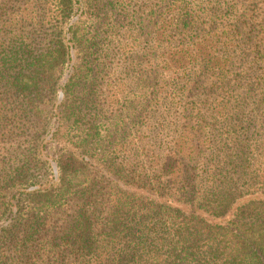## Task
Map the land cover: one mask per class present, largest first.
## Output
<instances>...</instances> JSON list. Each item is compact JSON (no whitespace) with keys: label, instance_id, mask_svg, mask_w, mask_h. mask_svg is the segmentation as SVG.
I'll return each instance as SVG.
<instances>
[{"label":"trees","instance_id":"16d2710c","mask_svg":"<svg viewBox=\"0 0 264 264\" xmlns=\"http://www.w3.org/2000/svg\"><path fill=\"white\" fill-rule=\"evenodd\" d=\"M198 1L0 0V264H264V199L209 219L264 194V0ZM83 2L109 29L110 10L165 3L142 60L134 40L97 44L100 63L116 50L156 74L153 138L86 147L97 90L82 71L60 80L71 42L86 46L69 23Z\"/></svg>","mask_w":264,"mask_h":264},{"label":"rangeland","instance_id":"374dc122","mask_svg":"<svg viewBox=\"0 0 264 264\" xmlns=\"http://www.w3.org/2000/svg\"><path fill=\"white\" fill-rule=\"evenodd\" d=\"M134 1H138V4H142L141 0ZM202 2L196 0L195 4H197V7H205V2ZM164 4L165 3L159 7L156 6L153 8L154 12L152 15H148L146 13V8L143 6L144 13L139 12L134 18L130 17V11H128L127 15V13L124 12L123 14L120 10H110L109 13H113L112 17L114 21V26L110 29L106 26L107 15L105 12L101 11L100 14H97V7H95L96 9L93 11L92 7L88 6V2L80 4L82 9H80L78 13L82 12L81 14H73L72 18H70L69 23H74L78 20V24L76 25L82 32V39L84 40L83 45L86 46L81 48L77 46L75 42H71V49L69 50L70 60L62 72L60 80L65 79L66 76L72 75L73 72L77 73L82 71L83 74L80 73L82 75L80 84H94L93 86L97 90L96 108L99 112V116L96 118L94 125L97 134H95L93 140L86 142V147L95 148L99 151L109 147L107 142L109 139L112 140V145L113 142L117 143L118 141L119 143L124 141V144L130 145L131 142L136 140L138 135L140 137L149 135V137L153 138L152 134L149 132L151 126L147 127L148 115L155 119L157 110L162 108L161 103L157 106L158 99L156 97L153 100H151L150 97V92H153V87L156 83V74L146 71L143 66L136 63L142 60V57L137 58L136 54L142 53L145 48L148 41L147 35L149 34V30ZM199 12L198 10V14ZM194 15H197V13H194ZM194 19L198 22L202 17L201 15H197ZM111 35H113L115 41L120 38L128 39L129 41L134 40L135 49L137 51L134 54L135 57L134 55L131 57L126 55V57H124L116 52V50H113L110 59H106V61L104 60L103 63H100L97 58V44H100L105 36L108 38ZM128 40L126 41L128 42ZM85 42L88 43L85 44ZM90 45H94V48H91ZM131 58L135 59L136 62H133ZM109 60L110 63L108 62ZM97 63H99V65H97ZM262 67L263 64L260 63L256 68L262 69ZM95 77L97 78L96 81L94 80ZM79 87L81 88V86ZM230 87L231 83L228 88ZM61 99V93L57 92L56 97L53 98L51 107L57 106L58 108L57 104ZM88 104H92V102ZM81 109L85 110L83 104L81 105ZM244 109L248 110L250 115H253L254 121H261L262 117L259 115V113L261 114V109H255L251 104H245ZM88 110L93 111L94 108L90 107ZM82 115L83 114H79V116ZM87 119V115L80 117V127L82 129L86 127ZM72 120L73 119L66 122L67 125L70 126L69 128H73ZM237 120H239L237 123V126H239L241 122H243V117L239 115V119ZM261 130H264V121H262L261 126L257 127L256 131L258 132ZM159 131V128H156L154 135ZM109 132H111V134ZM107 133H109V135H107ZM48 147L49 145L46 146V148ZM51 147L50 149L52 150L53 145ZM121 147L123 148V144ZM51 150L48 152L50 153ZM100 162L102 163V161L98 159L97 162H94L95 164L93 165L96 170ZM248 197H261V199H264V194H250L241 197L232 202V206L230 210H228V213H225L220 218L216 217L209 219L214 222L222 221L221 219H228L231 215V210L243 203Z\"/></svg>","mask_w":264,"mask_h":264}]
</instances>
